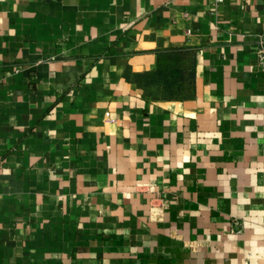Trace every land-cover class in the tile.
I'll return each mask as SVG.
<instances>
[{"label":"crops","instance_id":"0c3cea01","mask_svg":"<svg viewBox=\"0 0 264 264\" xmlns=\"http://www.w3.org/2000/svg\"><path fill=\"white\" fill-rule=\"evenodd\" d=\"M0 264H264V0H0Z\"/></svg>","mask_w":264,"mask_h":264},{"label":"rangeland","instance_id":"374dc122","mask_svg":"<svg viewBox=\"0 0 264 264\" xmlns=\"http://www.w3.org/2000/svg\"><path fill=\"white\" fill-rule=\"evenodd\" d=\"M183 61L184 64L182 65V63L180 62L182 59H179L178 61L167 65L168 68L165 69V77L168 78L169 76L175 77L174 79L170 80H164L163 82H161L160 90L158 87L159 92H161V96H167V93H174L173 96L176 97H182V98H186V97H190L192 95L193 89H192V77L189 76L187 78V71L188 68H190V62H191V57L190 55H185L183 57ZM184 71V76L183 79L184 81H181V72ZM172 74V75H171ZM151 81V80H149ZM153 82L156 83V81L153 80Z\"/></svg>","mask_w":264,"mask_h":264}]
</instances>
